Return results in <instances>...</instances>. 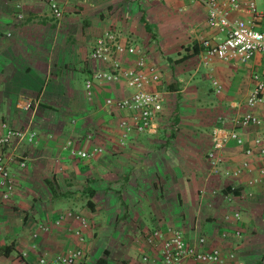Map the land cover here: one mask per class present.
<instances>
[{"label": "crops", "instance_id": "obj_1", "mask_svg": "<svg viewBox=\"0 0 264 264\" xmlns=\"http://www.w3.org/2000/svg\"><path fill=\"white\" fill-rule=\"evenodd\" d=\"M217 1L228 7L227 0ZM255 6L254 27L263 31L264 0ZM141 17L156 23L153 37ZM229 20L253 15L242 7ZM206 21V7L188 0H70L60 20L52 17L49 0H0V123L36 134L34 142L15 139L0 148L14 182L9 200L0 195V247L13 243L14 252L0 257V264H61L76 250L82 251L76 264H95L105 251L108 264H161L162 239L176 228L190 244L202 237L206 249H219L222 264H264V186L253 182L256 158L244 153L255 152L252 139L264 138V124L235 125L245 113L264 116V98L253 108L246 105L253 75L264 72V54L247 64L204 61L202 42L225 38ZM109 30L123 43L147 45L149 64L163 63L162 70L156 66L160 82L149 87L164 98L154 135L123 137L120 114L105 106L108 98L131 94L123 83L93 82L87 98L85 82L93 71L107 69L89 55ZM161 34L169 36L163 50L178 45L175 58L157 52ZM192 44L201 47L198 56L176 63ZM120 61L131 65L129 58ZM22 99L31 101L29 109L19 108ZM214 127L234 131L244 142L225 145L215 174L206 158ZM69 141L90 157H72ZM234 169L238 177L225 176ZM87 181L95 190L94 212L80 196ZM73 215L87 219L83 242L74 235L79 224ZM155 231L163 236L152 241Z\"/></svg>", "mask_w": 264, "mask_h": 264}, {"label": "built area", "instance_id": "obj_2", "mask_svg": "<svg viewBox=\"0 0 264 264\" xmlns=\"http://www.w3.org/2000/svg\"><path fill=\"white\" fill-rule=\"evenodd\" d=\"M70 0H49V10L52 17L60 20L63 14V7ZM202 3L207 10V25L225 33L224 40L212 44L203 41L201 44L203 60L207 61L216 58L222 61L247 64L256 54H264V30L260 31L254 27L256 19L255 0H227L228 7H222L217 0H188ZM242 7L253 15V20H238L231 23L229 14L238 11ZM21 17L19 16V19ZM121 57L131 60V65L127 66L121 62ZM90 61L99 65H104L107 69L93 71L91 78L85 82V91L88 99L92 97L93 82L105 84L123 83L132 92L122 99L108 98L105 100L106 108L114 110L120 114L119 126L123 131V137L130 134L154 135L158 130L159 117L163 111V96L158 92H151L149 87L158 84L161 80V73L156 66L149 64L142 50L130 43H123L121 36L115 31H105L94 42ZM255 87L247 97L246 105L253 108L262 103L264 98V72L253 75ZM215 90L218 92L220 87L213 82ZM19 108L27 110L31 105L29 99H22L18 103ZM264 124V116L258 117L251 113L240 116L235 125L240 128L249 126L258 127ZM31 143L36 140L34 132L26 133L11 128L6 123H0V148L8 146L15 139H24ZM234 141L236 145L242 146L243 139L234 131H226L220 127H214L211 133V147L206 158L211 171L217 173L224 164L221 151L229 141ZM252 148L244 151L247 156H254L258 162V177L253 180L264 186V138L256 136L252 139ZM67 149L72 157L83 160L90 155L73 146L69 141ZM97 152L96 149L93 151ZM24 167V163H19ZM225 176L236 178L240 171H225ZM14 191V182L9 171V165L5 157L0 154V195L2 200L7 201ZM227 196L228 200L233 197L234 190ZM71 216L70 213H68ZM235 219L239 218V213L233 214ZM72 218L79 224L78 229L74 230V235L80 242H83L82 232L87 229V219L81 215H73ZM63 217H59L55 224L59 225ZM238 235V233H236ZM160 231H155L150 240L162 238ZM206 240L198 238L196 244H190L183 233L177 229L169 230L162 239L160 251L161 264H186L191 261L193 264H222L223 259L219 249H206ZM232 257V256H231ZM82 258V251L76 250L69 252L62 257L61 264H76ZM147 261V258L143 259ZM40 264H45V260H40Z\"/></svg>", "mask_w": 264, "mask_h": 264}, {"label": "trees", "instance_id": "obj_3", "mask_svg": "<svg viewBox=\"0 0 264 264\" xmlns=\"http://www.w3.org/2000/svg\"><path fill=\"white\" fill-rule=\"evenodd\" d=\"M140 23H141V26L143 27L144 31L146 33H148L151 37H153V34L151 33L152 29L150 27V24L144 19V17H141ZM185 50L186 51H185L184 55L179 60H177L176 63H182V62H184V61H186L188 59H191L193 57L198 56V54L201 51V47H199L197 44H192L190 47H187ZM167 89L170 90V87H168ZM175 124H176V121H175ZM51 190H52L53 196L56 195L55 189L51 188ZM229 192H232V191H229ZM234 192L235 191H233V193ZM80 196L83 197V201H84L83 205L89 211L94 212L95 204H94V201H93V197L95 196V190H93L90 187V182L89 181L84 183L83 189H82V191L80 193ZM13 252H14V244L13 243H10L9 245H6L4 247H0V257L8 256V255L12 254ZM107 256H108V252L105 251L104 252V257L103 258H99L96 261L95 264H108L107 263V259H106Z\"/></svg>", "mask_w": 264, "mask_h": 264}, {"label": "rangeland", "instance_id": "obj_4", "mask_svg": "<svg viewBox=\"0 0 264 264\" xmlns=\"http://www.w3.org/2000/svg\"><path fill=\"white\" fill-rule=\"evenodd\" d=\"M146 17H148V15H145V18ZM150 27L152 29V32L155 33L154 30H156L157 26H156V23L153 20H151V22H150ZM165 35H166V37H165ZM165 35L164 34L159 35L157 37L156 41H155V45L154 46H155L156 49H158L159 47H161V49L159 48L157 50V52H159L162 56H164V57H167L168 56V57L175 58L177 56V49H179L177 47L178 45L177 46L174 45L170 50H163V49L166 48L163 42H165V39L167 37H169V36H167V34H165ZM131 44L133 46L141 49L142 52H143V54L146 57V60L148 61V58H149L148 53H149V51H147L148 50L147 49V45H145V44H143L142 42H139V41H133ZM155 66H157L160 70H162L161 68L163 66V63H159L158 62L157 65H155ZM176 229L179 230V231L181 230V232H184L181 228H176ZM100 243H102V242L100 241L99 244Z\"/></svg>", "mask_w": 264, "mask_h": 264}]
</instances>
